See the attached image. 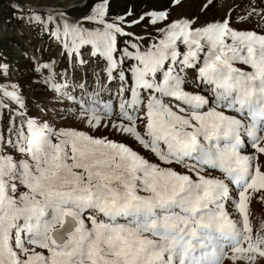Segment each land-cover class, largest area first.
Masks as SVG:
<instances>
[{
  "label": "snow or ice",
  "instance_id": "6c2138e0",
  "mask_svg": "<svg viewBox=\"0 0 264 264\" xmlns=\"http://www.w3.org/2000/svg\"><path fill=\"white\" fill-rule=\"evenodd\" d=\"M0 264H264V0H0Z\"/></svg>",
  "mask_w": 264,
  "mask_h": 264
},
{
  "label": "rangeland",
  "instance_id": "374dc122",
  "mask_svg": "<svg viewBox=\"0 0 264 264\" xmlns=\"http://www.w3.org/2000/svg\"><path fill=\"white\" fill-rule=\"evenodd\" d=\"M10 10L5 9L3 14L0 15V33H2L4 28L14 29L18 27L17 22L12 20L10 24H6L5 21L9 19ZM252 211L255 216L253 221L254 226H258L261 221H264V204L253 201Z\"/></svg>",
  "mask_w": 264,
  "mask_h": 264
}]
</instances>
